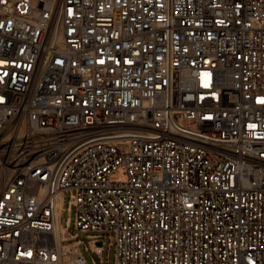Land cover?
I'll use <instances>...</instances> for the list:
<instances>
[{
	"label": "built area",
	"instance_id": "built-area-1",
	"mask_svg": "<svg viewBox=\"0 0 264 264\" xmlns=\"http://www.w3.org/2000/svg\"><path fill=\"white\" fill-rule=\"evenodd\" d=\"M106 239L264 264V0H0V264Z\"/></svg>",
	"mask_w": 264,
	"mask_h": 264
},
{
	"label": "rangeland",
	"instance_id": "rangeland-1",
	"mask_svg": "<svg viewBox=\"0 0 264 264\" xmlns=\"http://www.w3.org/2000/svg\"><path fill=\"white\" fill-rule=\"evenodd\" d=\"M112 178L115 181H124V180L128 179V175H127V172L125 169H120L112 175ZM62 218H63L62 225L64 227L67 226V219L70 218V232L72 234L77 233V231L74 230V212L69 210L67 203L65 204V208L63 211ZM94 234H104V233L92 232V231L79 232L80 240L84 241L87 244L89 241H91V238H89V236L94 235ZM109 244H110V241L108 239H106L105 246H104V254H103V263L104 264H114L115 253H114L113 249L110 250ZM82 252L86 256V258L90 264H92V260H95L97 264H101L100 257L96 254H90L86 250L84 245L82 246Z\"/></svg>",
	"mask_w": 264,
	"mask_h": 264
},
{
	"label": "water",
	"instance_id": "water-1",
	"mask_svg": "<svg viewBox=\"0 0 264 264\" xmlns=\"http://www.w3.org/2000/svg\"><path fill=\"white\" fill-rule=\"evenodd\" d=\"M101 245V243H99Z\"/></svg>",
	"mask_w": 264,
	"mask_h": 264
}]
</instances>
